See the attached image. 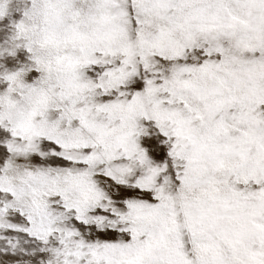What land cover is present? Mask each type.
<instances>
[{
  "label": "snow or ice",
  "instance_id": "obj_1",
  "mask_svg": "<svg viewBox=\"0 0 264 264\" xmlns=\"http://www.w3.org/2000/svg\"><path fill=\"white\" fill-rule=\"evenodd\" d=\"M0 264H264V0H0Z\"/></svg>",
  "mask_w": 264,
  "mask_h": 264
}]
</instances>
